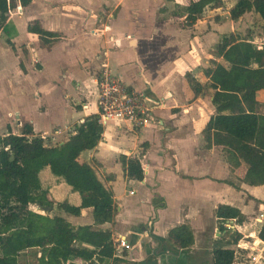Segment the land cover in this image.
Returning a JSON list of instances; mask_svg holds the SVG:
<instances>
[{"label":"crops","instance_id":"crops-1","mask_svg":"<svg viewBox=\"0 0 264 264\" xmlns=\"http://www.w3.org/2000/svg\"><path fill=\"white\" fill-rule=\"evenodd\" d=\"M147 1L31 0L27 7L19 3L11 10L0 26V137L21 136L30 125L47 146L66 143L77 124L99 115L97 80L108 67L157 106L151 127L110 124L103 127L97 148L80 157L114 193L116 219L102 228L112 231L114 243L126 240L129 248L119 250L125 253L119 255L123 264H214L213 255L208 263L205 247L211 240V252L228 247L232 232L242 235L234 264L252 241L264 254L255 216L264 211V186L243 183L246 165L232 171L221 148L206 149L203 131L216 114L213 95L194 100L186 80L188 73H198L197 79L207 82L203 71L220 42H209L216 29L207 34L201 21L185 29L181 22L159 23L158 13L173 15L163 8L166 3L180 1L151 0L153 8ZM151 9L153 22L144 19ZM36 23L54 37L29 32ZM123 156L140 158L144 181L126 178ZM41 177L49 192L62 187L64 198L55 202L80 205L77 193L50 171ZM220 205L239 209L245 221H229L222 228L216 217ZM92 212L71 216L76 223H70L93 225ZM184 224L194 232V247L188 253L164 251L160 239ZM210 229L215 231L212 239Z\"/></svg>","mask_w":264,"mask_h":264},{"label":"trees","instance_id":"trees-1","mask_svg":"<svg viewBox=\"0 0 264 264\" xmlns=\"http://www.w3.org/2000/svg\"><path fill=\"white\" fill-rule=\"evenodd\" d=\"M27 7L31 0H0V26L18 4ZM224 7V0L191 1L186 8L185 28L195 26L207 12ZM255 12L263 20L264 0H238L230 10L233 21ZM29 32L40 38L54 37L38 23ZM214 60L204 69L207 80L201 83L193 73L186 80L194 100L213 95L216 114L203 131L206 149L219 147L226 155L232 171L246 165L242 182L264 186V114L259 95L264 92V47L237 34L224 36L213 52ZM104 134L99 115L86 118L74 127L69 140L55 147L47 146L25 125L21 136L0 137V264H20L29 250H39L35 264H123L113 240V233L102 226L114 223L117 214L114 193L106 188L92 165L81 163L84 152L97 148ZM126 178L142 182L145 171L139 157H121ZM61 179L80 196V205L68 201L55 202L42 182L44 171ZM264 204V202H263ZM37 206L42 213L31 210ZM92 209L93 225L75 227L56 210L80 217ZM216 217L221 227L232 220L245 221L237 208L220 205ZM264 241V223L259 232ZM238 234L228 247H216L214 264H234ZM164 251L188 253L195 245L192 228L181 225L170 231Z\"/></svg>","mask_w":264,"mask_h":264},{"label":"rangeland","instance_id":"rangeland-1","mask_svg":"<svg viewBox=\"0 0 264 264\" xmlns=\"http://www.w3.org/2000/svg\"><path fill=\"white\" fill-rule=\"evenodd\" d=\"M150 1L151 0H148L147 4L151 8H153L152 6L154 5V3L151 6L152 1L151 2ZM179 1H180L179 4L176 3L175 1H173V3L169 2V1H168L169 3H166V1H163L162 2L163 5H165L164 3H166V6L163 8L166 9L167 12L169 10L170 11L172 10L173 15L167 14V13H164V14L158 13L157 22L162 23V21H165L171 25H173V24L176 25V23L182 22L186 17L185 13H186L187 5L190 4L191 1H195V0H179ZM237 1L238 0H224V7L223 8L218 9V10H207V12L204 14L203 18L200 20L201 23L198 22L200 27H202V29H204L203 31H206L207 34L212 33L213 29H216V32H213V34H215V35H213V38L209 41V42H213V44L215 42H217V40L219 38L221 40L222 38L220 36H222V35L229 36L230 34H237L242 39L251 40L257 47H260V48L264 47V37L262 35L263 20L261 19V17L258 14H256L255 12L248 13L239 21H233L231 19V16H230L231 7H233ZM148 13L149 14L147 16H145L146 13H144V19H146V20L148 19L150 22H153L154 10L151 9L148 11ZM175 14H179V15H175ZM176 17L179 19L177 20ZM195 31H197V30H195ZM214 47L212 49L215 50ZM197 74L195 73V75L198 77ZM259 99H260V102L262 103L260 113L264 114V92L259 95ZM218 172H221V171L216 169L215 174H220ZM239 183H241V181H239ZM135 186H136L135 184H131V186L129 188L134 189ZM61 192H62V187H59V189H57V190H55V189L52 190V192H50L51 193L50 198L53 201L54 200L56 201V199L57 200L63 199L64 194H62ZM77 196L80 197L78 194H77ZM250 200H252V199L249 198L248 201H250ZM256 203L257 202L255 201V204ZM30 209L37 212V213L44 214L42 211H40V209L37 206H31ZM56 213L58 215L64 217L67 221L76 223V221L71 220L70 215H67L64 212H61L59 210H56ZM262 215H264V211L257 213L255 216L257 219H261ZM116 216H117V214H116ZM208 216L212 217L213 215L210 214ZM237 221H239V220H237ZM257 223H258L257 225L260 227V229H258L257 231L260 232L262 225L264 223V220H263V223H260V222H257ZM210 230H208V233L212 239V237H215L214 236L215 231H214V229H210ZM238 234H239L238 232L230 233L228 235L229 236V242H231ZM211 241H212L211 244H207L208 247L207 246L205 247L206 253L208 254L207 255L208 263L209 262L211 263V261H212V256H211L212 252L210 250L213 247L212 246L213 240H211ZM251 243H252V246L249 245L251 248H248V250H247V248H244V249H246V250H244V249L242 250V251H244V253H241V255L237 256L239 259H236V261H237L236 264H264L263 251H261V248L258 249V247H259L258 245L253 246V241ZM247 244H249V243H247ZM222 245H223V243L220 246H222ZM252 247H256V249L252 250ZM209 248H210V250H209ZM251 250H252V253H251ZM242 251H240V252H242ZM245 253H247V254H245ZM248 253H250V254H248ZM39 254H40L39 250H29L27 252H24L20 257V264H35L37 262ZM240 261H241V263H238Z\"/></svg>","mask_w":264,"mask_h":264},{"label":"built area","instance_id":"built-area-1","mask_svg":"<svg viewBox=\"0 0 264 264\" xmlns=\"http://www.w3.org/2000/svg\"><path fill=\"white\" fill-rule=\"evenodd\" d=\"M99 123L107 128L110 124H129L132 129H145L156 122L157 106L144 92L127 85L115 76L108 67H104L98 76ZM134 194V193H131ZM264 215L258 219L263 223ZM230 222L235 223V220ZM233 229L231 224L227 225ZM115 245L118 250L129 248L125 239H119Z\"/></svg>","mask_w":264,"mask_h":264}]
</instances>
